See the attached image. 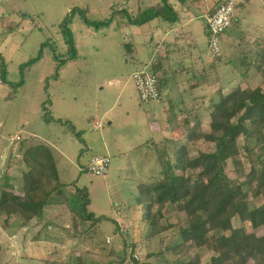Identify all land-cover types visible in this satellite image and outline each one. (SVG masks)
<instances>
[{
    "label": "rangeland",
    "instance_id": "1",
    "mask_svg": "<svg viewBox=\"0 0 264 264\" xmlns=\"http://www.w3.org/2000/svg\"><path fill=\"white\" fill-rule=\"evenodd\" d=\"M161 1L0 0V54L7 71V81L0 84V155L5 154V159L0 160V187L8 163L20 175L24 167L22 154L31 145L25 146L26 139L32 140L33 133L42 132L45 137L35 138L36 144L58 147L57 172L66 185L67 197L54 212H46L40 224L34 219L21 225L16 214L6 221L7 226L0 222V264H177L189 259L185 246H174L185 214L174 208H164V215L162 210H155L160 223L172 227L160 235L146 237V198L136 196L138 186L160 169L153 142L170 136L164 128L176 123L175 113L188 107L194 97L186 74L170 77L166 93L173 92L178 107L168 111V98L162 102L141 101L132 78L145 65L128 56L126 42L131 40L133 25L119 26V12L128 7L130 14L135 15ZM223 1L205 0L209 7ZM235 1L237 20L221 35L222 56L214 59L216 77L205 96L211 97L210 105L200 108L201 118L215 100L220 101L223 94L239 84L264 93V75L256 68L259 57L264 55V0ZM193 12V26L200 37L198 52L205 64L212 63L203 13L200 9ZM112 14L116 16L112 18ZM66 17L75 41L73 59L63 31ZM94 22L103 24L96 26ZM202 76L205 73L198 79ZM53 117L69 119L77 134L70 124L56 123L51 120ZM210 119L206 115L202 120L206 132ZM97 120L101 121L99 128L95 127ZM151 122L159 123L162 129ZM16 134L21 139L12 144L11 137ZM183 142L193 156L206 149L202 140L194 143L184 137ZM169 149L172 153V143ZM14 151L21 157L15 159ZM259 153L264 155V146L255 150L253 157ZM93 154L110 156L108 173L96 175L87 169ZM233 159L228 162V175L243 183L251 206L261 204L262 198L252 195L254 184L245 176L239 178L242 170H250L249 161L243 160L239 165ZM76 187L88 191L89 212L108 218L92 227L93 221L71 210L68 203L82 202L80 194L75 193ZM57 199L61 198L55 196ZM132 202L136 211L133 207L127 211ZM247 213L236 215L233 226L255 231ZM256 232L263 234L264 229ZM211 255L203 252L201 264H211Z\"/></svg>",
    "mask_w": 264,
    "mask_h": 264
},
{
    "label": "trees",
    "instance_id": "2",
    "mask_svg": "<svg viewBox=\"0 0 264 264\" xmlns=\"http://www.w3.org/2000/svg\"><path fill=\"white\" fill-rule=\"evenodd\" d=\"M129 9L125 7L119 12L122 18L119 26L142 25L154 18L168 22L178 20V13L169 0L138 10L135 15L130 14ZM115 16L112 14V18ZM112 18L105 23L109 24ZM67 20L66 17L62 25L73 59L76 47ZM84 20L92 24L86 17ZM236 20L237 16L232 25ZM94 24L99 26L103 23ZM126 47L130 52L128 44ZM41 55L40 52L38 58ZM259 59L256 68L264 75V55ZM0 60V75L5 81L7 71L1 54ZM61 67L58 66V69ZM241 74L243 76L244 73ZM43 106L46 110V105ZM209 112L211 119L207 132L202 122L194 121L191 115L180 124L188 142L202 140L206 145V149L199 150L196 156L191 154L187 143H178L172 153L167 142L156 144L160 170L139 186V199L146 198L143 203V218L148 231L146 237L160 235L172 227L160 223L154 211L162 210L164 215V208H174L185 214L183 223L177 228L178 239L174 246H185L189 255L188 260L182 259L177 264H201L203 252L212 253L211 264H264V233L256 232L259 228L264 229V155L259 153L256 158L253 157L255 150L264 146V93L239 84L223 94L220 101L214 102ZM71 129L77 134L73 125ZM233 158L239 165L243 164V160L249 161L250 170H242L239 178L245 176L250 184H254L252 195L261 197V204L251 206L243 183L228 175V162ZM21 159L24 166L20 173L21 189L16 191L14 186L5 183L0 193V222L4 226L15 214L21 225H27L34 219L40 224L46 215V208L66 202V185L57 172L58 158L49 146L31 144L24 150ZM75 193L80 194L81 204L68 203L67 206L81 218L93 221L92 227L108 218L103 215L96 217L88 211L90 197L85 188L76 187ZM55 196L61 199L54 200ZM243 212H248L247 220L255 231L248 232L245 228L233 226V218Z\"/></svg>",
    "mask_w": 264,
    "mask_h": 264
},
{
    "label": "crops",
    "instance_id": "3",
    "mask_svg": "<svg viewBox=\"0 0 264 264\" xmlns=\"http://www.w3.org/2000/svg\"><path fill=\"white\" fill-rule=\"evenodd\" d=\"M169 2L178 13L177 21L168 22V21H164L161 18H154L153 20H150L145 24L133 25L131 40L129 42L128 41L126 42L130 48V52H129L130 54H128V56L134 61H137L138 64L141 63L142 65H145L143 66V69H148L158 74L160 79V89L162 95L161 100L159 102H162L166 98H168L169 100L168 111H172V110L175 111L178 107L177 103H174L173 101L174 98L173 92L170 90L167 91L166 93L167 84L170 77L172 76L176 77V75L179 74L180 75L186 74V79L189 83L190 90L192 91V94L194 96L193 99L191 100V103H189L190 105L188 107L186 106L184 109H181L179 113L177 112L175 113L176 123L174 124L172 123V125L164 128V131L166 133H169L170 136H167L160 140H155V142H153V146L155 149H156V144L161 141L167 142L168 146L171 145L172 143L173 148H175V146L178 143H184L183 142L184 136L181 132L180 124L186 119L187 116L191 115L194 121L197 120L202 122V120H204L206 115H210L209 109H207L208 112L205 113L204 111L205 114L203 118H201L199 116V110L201 107L206 106V104H208L207 106L210 105L209 99L211 97H205V96H207V91L211 88V83L214 81V77H216L214 76V73L216 72L215 70L216 62L214 60L215 58L213 57L212 63L208 62L207 64H205L203 57L199 53L200 37L199 35L196 34V29L193 26V20H192L193 17L191 14H194L193 11L195 9L198 10L200 9L201 12L203 13L202 18L204 19V22L206 24L207 16L211 14L216 9L215 7L217 6L211 7L212 6L211 5L209 7L206 4L205 0H192L191 3H187L188 0H185V2L183 3L180 2L179 0H169ZM246 2H250V0H246ZM205 29L207 31L206 25H205ZM206 33L208 35V31ZM148 57L149 59H147ZM204 73H205V77L202 76L201 77L202 79H198V76ZM177 80H179L180 82L182 81V79H177ZM6 81H7V73L4 83ZM181 97L183 98L184 95L182 94ZM214 102L217 101L215 100ZM41 117H42V121L44 122L45 117L43 115ZM170 119H171L170 117L167 119L168 123L171 122ZM51 120H53L56 123H62L61 121H64L63 123L71 122L69 119H61L55 117H53ZM112 123L113 122L111 121L110 124ZM150 124H152V126H156L158 130L162 129L161 128L162 126L159 123L156 124L151 122ZM32 135H33V139L31 140L30 138H27L25 141L26 142L25 146H28L29 144H36L37 140H35V138L45 137V135L42 132H36V134L33 133ZM48 145L52 149L54 154L57 155L58 153H56V150L58 149V147L55 146L56 144L48 143ZM13 153H14V157H19V158L21 157V154L15 151ZM61 154L64 155L63 153ZM4 159H5V154L0 155V160H4ZM13 161L16 160L14 159ZM159 164H160V159H159ZM8 166H10V163H8L7 167ZM7 167H5V169H7V174L5 175V179L2 180L0 193L5 183L11 184L12 186L15 187V189L17 188L16 191H19L21 187V178H19L20 175H18L19 174L18 170L16 168H9V167L7 168ZM19 168H21V165ZM158 171L156 173L151 174L148 177V179L143 183L148 182L150 180V177L152 175H156ZM136 196L138 198L139 188L137 190ZM131 205L128 207L127 211L132 207L136 211V206H134L135 204H133L132 202ZM55 207L56 206H50L46 208V212H51V211L54 212ZM119 225H122V223H120Z\"/></svg>",
    "mask_w": 264,
    "mask_h": 264
},
{
    "label": "built area",
    "instance_id": "4",
    "mask_svg": "<svg viewBox=\"0 0 264 264\" xmlns=\"http://www.w3.org/2000/svg\"><path fill=\"white\" fill-rule=\"evenodd\" d=\"M237 3L235 0H225L216 9L207 16L206 27L209 33V49L214 58L222 56L220 48L221 35L232 25L236 16ZM134 80L139 98L141 101L159 102L161 100L160 79L158 74L148 69L137 70L133 73ZM4 83L0 75V84ZM101 126L100 121H96L95 127ZM19 134L11 137V143L14 144L20 140ZM111 164V158L106 154H95L90 157L87 169L96 175L108 173Z\"/></svg>",
    "mask_w": 264,
    "mask_h": 264
}]
</instances>
